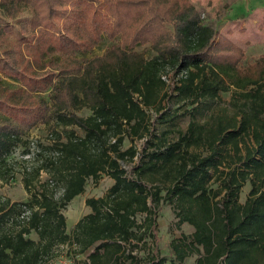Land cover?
I'll return each instance as SVG.
<instances>
[{
    "label": "trees",
    "instance_id": "trees-1",
    "mask_svg": "<svg viewBox=\"0 0 264 264\" xmlns=\"http://www.w3.org/2000/svg\"><path fill=\"white\" fill-rule=\"evenodd\" d=\"M26 9L28 27L0 53V74L19 84L0 79V180L15 177L17 163L9 159L21 148L38 164L23 167L27 202L0 200V264H49L63 245L90 252L86 264H166L157 224L164 202L179 224L194 228L190 238L173 242L175 259L196 254L193 264H264V178L241 202L245 179L230 168L220 186H209L204 158L170 177L197 131L194 121L186 131L174 129L164 101L217 100L231 90L224 67L243 51L205 23L190 0H0V44L13 31L7 20ZM105 37L116 43L86 57ZM141 45L155 55L147 58ZM84 109L89 113L80 115ZM162 122L170 126L160 130ZM42 125L52 138L34 150L27 136ZM257 137L264 149V126ZM126 139L132 144L124 149ZM122 162H134L132 170ZM103 175L113 185L105 196L86 199L91 212L69 233L62 210L89 178ZM146 238L152 247L141 257L135 250Z\"/></svg>",
    "mask_w": 264,
    "mask_h": 264
},
{
    "label": "rangeland",
    "instance_id": "rangeland-1",
    "mask_svg": "<svg viewBox=\"0 0 264 264\" xmlns=\"http://www.w3.org/2000/svg\"><path fill=\"white\" fill-rule=\"evenodd\" d=\"M198 10L205 23L213 25L226 40L243 51V58L235 63L224 67L228 80L232 82L231 90L223 92L215 101L202 100L197 104L189 101H179L173 98L164 101L163 106L171 116H174L176 128L187 130L191 121L196 122V140L188 148L184 149L170 166L171 179L180 175L184 166L190 163L194 157L204 158L209 162L208 171L203 176V182L217 188L227 177V170H236L237 177L245 179L240 201L244 202L249 194L254 181L259 182L264 178V169L256 168L258 164H264V149L257 137L260 128L264 126V0H190ZM31 19V11L26 9L18 19L7 20L13 31L6 35L5 44H0V53L5 47L11 46L16 39L22 36V29L28 27ZM24 24V25H22ZM171 30V27L169 26ZM115 41L104 38V40L86 54V57L103 54ZM138 51H145L146 57L150 58L155 52L149 45H141ZM3 85L16 87L18 82L0 74ZM48 98V95L43 94ZM193 106H195L194 109ZM89 111L82 110L80 115L85 116ZM154 117L156 113L149 111ZM170 126V123H159L160 130ZM232 133H238L232 137ZM173 136V135H171ZM51 133L45 126H39L30 131L27 140L35 150L36 145H48ZM144 139L136 140L138 149L142 148ZM126 139L123 148L131 145ZM22 148L10 157L17 163L15 177L9 182L0 180V200L15 202H27L30 195L25 190L22 177L23 167L30 168L37 165L33 156H23ZM231 156V157H229ZM128 171L132 170L134 162H122ZM248 171L242 177L241 173ZM49 177L43 174L45 180ZM114 181L107 175H103L98 182L92 178L87 180L85 192L75 197L63 210L66 217L68 232L71 233L75 224L85 215L91 212L86 205V199L105 196ZM57 196L61 190L55 188ZM165 190L162 194H165ZM143 216H138L141 221ZM158 235L160 237V250L167 258L166 264H193L198 255L191 254L184 261L175 259L172 254L173 242L179 243L182 236H192L194 228L188 224H179L174 206L164 202L160 206L157 218ZM32 238L38 239L36 234ZM152 239L146 238L141 242L138 251L141 257L146 256L152 247ZM134 251V253H135ZM90 252L76 254L67 245L59 247L58 254L49 264H86Z\"/></svg>",
    "mask_w": 264,
    "mask_h": 264
},
{
    "label": "built area",
    "instance_id": "built-area-1",
    "mask_svg": "<svg viewBox=\"0 0 264 264\" xmlns=\"http://www.w3.org/2000/svg\"><path fill=\"white\" fill-rule=\"evenodd\" d=\"M27 157H29V155Z\"/></svg>",
    "mask_w": 264,
    "mask_h": 264
}]
</instances>
